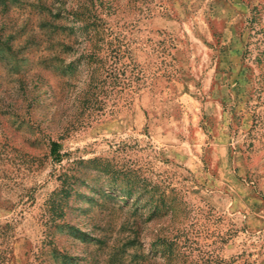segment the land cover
I'll list each match as a JSON object with an SVG mask.
<instances>
[{
	"label": "rangeland",
	"instance_id": "rangeland-1",
	"mask_svg": "<svg viewBox=\"0 0 264 264\" xmlns=\"http://www.w3.org/2000/svg\"><path fill=\"white\" fill-rule=\"evenodd\" d=\"M0 264H264V0H0Z\"/></svg>",
	"mask_w": 264,
	"mask_h": 264
},
{
	"label": "trees",
	"instance_id": "trees-1",
	"mask_svg": "<svg viewBox=\"0 0 264 264\" xmlns=\"http://www.w3.org/2000/svg\"><path fill=\"white\" fill-rule=\"evenodd\" d=\"M59 150L60 145L57 142L51 141L49 143V155L56 162H58L60 159Z\"/></svg>",
	"mask_w": 264,
	"mask_h": 264
}]
</instances>
